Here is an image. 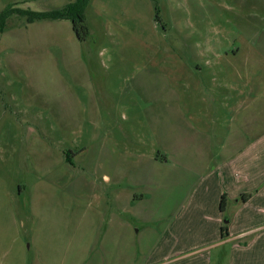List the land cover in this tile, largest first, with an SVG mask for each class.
<instances>
[{
    "label": "rangeland",
    "instance_id": "rangeland-1",
    "mask_svg": "<svg viewBox=\"0 0 264 264\" xmlns=\"http://www.w3.org/2000/svg\"><path fill=\"white\" fill-rule=\"evenodd\" d=\"M73 1L0 0V11L14 4L42 12ZM85 24L84 42L68 21L13 17L0 35V200L10 199L19 216L24 209L27 229L34 204V232L49 255L53 246L59 250V233L96 232L98 248L81 264H142L176 217L184 234L175 245L194 244L193 264H264L261 214L240 222L249 227L235 243L240 250L232 243L210 249V207L188 202L195 175L186 158L166 162L161 189L149 192L156 204L133 210L136 219L124 200L112 205V190L90 191L112 174L122 194L138 192L146 176L160 177L148 158L164 154L161 148L179 145L201 155L209 140L200 131L205 122L216 133L217 124H234L236 101H264L249 95L252 81L260 79L256 94L263 88L264 0H91ZM225 55L230 60L223 63ZM234 69L244 74L237 84ZM112 239L122 243L118 251H102ZM66 257V264H78Z\"/></svg>",
    "mask_w": 264,
    "mask_h": 264
},
{
    "label": "crops",
    "instance_id": "crops-1",
    "mask_svg": "<svg viewBox=\"0 0 264 264\" xmlns=\"http://www.w3.org/2000/svg\"><path fill=\"white\" fill-rule=\"evenodd\" d=\"M6 32L7 28L1 35H4ZM229 56H224L222 59L223 63L229 62ZM196 68L198 67L196 66ZM198 70L201 69L199 68ZM230 74L234 75V78L229 77L230 80L233 78V84H237L241 79L239 78L240 75H244L240 74L239 70L236 69H234V72H230ZM253 79L254 76L251 81ZM259 83L260 79L255 82L252 81L249 85V95L253 99L256 97L264 98V81L261 84L263 88L260 94H256L258 92L254 91V89H259ZM234 95L236 97V94ZM236 103L235 109H238V111L235 113L233 125L228 124L229 126L226 127L225 124L222 128H219V124H217L218 128L215 133V131H211L208 122L203 124V128L200 131L201 133L205 132L209 140L207 141V149H203L201 155L198 152H188L187 150H190V148L186 149L179 145L161 148V152L164 154L158 153L159 155L155 156L154 154L152 158H148L151 166L157 169V171H160L158 173L160 177L157 178L153 175L146 176L145 182L141 180L143 184L138 192L122 194L120 192V178L118 179V176L113 177L112 174L109 176L104 175L103 179L105 181H102L103 184L101 185L96 184L98 187L95 183L92 187L90 185V191H95L98 194L103 190H112V196L110 197L112 205L119 208L120 200H124L127 205L126 212L136 219L139 215L132 214L133 210L145 203L156 204L155 194L151 195L149 192L151 188H159L161 186L163 175L161 171L165 170L164 168L168 165L166 162H171L175 158H186L188 159L187 172L193 176L195 175L188 202L192 204L196 200L197 203H201L198 205H202L204 209L206 206L210 207V213L205 215L209 223L213 226V233L209 237L211 243H208L211 244L210 249L223 248L227 244L232 243L235 251L240 250L241 248L235 243L240 244V241L246 237V230L249 228L241 227L240 222L243 220L246 222L254 221L256 216L260 214L264 215V196H262L264 192V101L256 103L253 101L249 103V106H242L244 103L240 101H236ZM223 105L225 106V104ZM209 131L213 132L212 136L215 134L218 135V139L215 140L218 143L217 150L211 148L212 143H210ZM226 137L228 138L226 139ZM194 140L195 138L192 136L191 139L186 138L185 143L184 138L179 139V142L181 145H184L187 141L193 142ZM225 140L228 144L225 143ZM241 143L249 144L241 146ZM209 147L210 149H208ZM140 156L142 157L143 155ZM195 157L197 159L201 158L200 163L203 162L202 166L197 161L194 163L193 160H190ZM170 164L172 165V162ZM252 191H255L253 196L249 194ZM153 197L154 199H152ZM222 197L224 198V202L223 208L220 210ZM75 201H78V199H75ZM32 204H30L31 213H29L28 217L25 214L29 222V229H27L22 224L24 209L21 210L22 215L19 216L17 210L12 208L10 199L7 200L5 198L0 200V264H66L67 253L69 254V258L74 257L77 263L81 264V260H84L85 255L92 248H98L99 242L96 232L93 230L89 232L74 230L73 232L67 231V233H59L56 236L60 238V240L57 239L59 250L56 251L57 248L53 246L55 252L50 253V255L49 253H45L44 247H40L41 244L38 239L40 234L34 232L32 225V220H34L32 214L34 204L33 206ZM81 208L80 205H77L78 211ZM244 211H246V216L242 217L241 214ZM152 214H143V216L149 218ZM178 220V217L172 220V223L165 231L164 237L161 238L160 245L148 252L149 254L143 260L142 264H176L177 261L184 259H187L185 260L187 264H193V258L191 256L194 253V244L190 243L186 246L175 245V240L180 238L181 241V236L184 234L178 231ZM17 227H20L19 230ZM223 227L225 229L224 231L221 230ZM253 229L257 230L259 228L256 227ZM253 229L250 228L249 231ZM260 235L257 236L254 244L257 243ZM166 239L168 241L163 244V241ZM113 240L110 244L107 243V240H104L101 245L102 251H106L108 254L117 252V249L120 248L119 246H122V243H117L118 245H116V243H112ZM172 243L174 244L173 246ZM261 250L264 251V248ZM75 253H78L79 256Z\"/></svg>",
    "mask_w": 264,
    "mask_h": 264
},
{
    "label": "trees",
    "instance_id": "trees-1",
    "mask_svg": "<svg viewBox=\"0 0 264 264\" xmlns=\"http://www.w3.org/2000/svg\"><path fill=\"white\" fill-rule=\"evenodd\" d=\"M90 2L91 0H74L60 9L42 12L21 9L14 6V4H8L0 11V35L8 27L13 17L22 18L27 24L42 21H68L76 39L79 42H84L88 36V29L85 24V10ZM155 18L157 19V17ZM223 202L224 198L222 197L220 210L223 208ZM221 230L224 231V227Z\"/></svg>",
    "mask_w": 264,
    "mask_h": 264
}]
</instances>
